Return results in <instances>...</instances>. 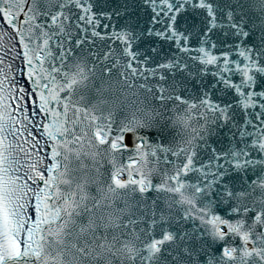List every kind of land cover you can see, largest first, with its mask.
<instances>
[{
	"label": "snow or ice",
	"instance_id": "1",
	"mask_svg": "<svg viewBox=\"0 0 264 264\" xmlns=\"http://www.w3.org/2000/svg\"><path fill=\"white\" fill-rule=\"evenodd\" d=\"M0 264H264V0H0Z\"/></svg>",
	"mask_w": 264,
	"mask_h": 264
}]
</instances>
